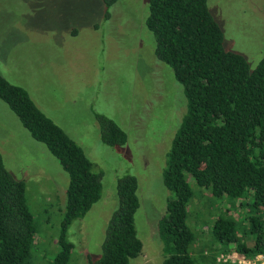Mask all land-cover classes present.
<instances>
[{
  "label": "rangeland",
  "instance_id": "rangeland-1",
  "mask_svg": "<svg viewBox=\"0 0 264 264\" xmlns=\"http://www.w3.org/2000/svg\"><path fill=\"white\" fill-rule=\"evenodd\" d=\"M208 6L223 30L225 49L243 55L255 69L264 58V0H208ZM149 7L150 0H118L111 7L103 0H0L1 76L26 89L102 176L101 199L69 229L75 246L69 264H88V255L101 257L118 207V182L125 175L139 182L135 224L144 244L142 255L130 264H164L159 222L172 194L163 174L187 99L173 68L156 57L155 36L146 25ZM98 114L126 132L125 145L103 143ZM0 151L6 169L26 183L38 229L35 264H53L60 251L69 174L2 100ZM190 183L189 212L196 215L191 221L199 253L203 244L214 245L208 236L214 209L198 185Z\"/></svg>",
  "mask_w": 264,
  "mask_h": 264
},
{
  "label": "trees",
  "instance_id": "trees-1",
  "mask_svg": "<svg viewBox=\"0 0 264 264\" xmlns=\"http://www.w3.org/2000/svg\"><path fill=\"white\" fill-rule=\"evenodd\" d=\"M103 1L111 7L118 0ZM149 8L146 25L155 36L156 57L173 68L187 99L163 174L172 194L159 222L164 264H220L218 256L232 252L255 259L264 254V58L253 69L243 55L225 49L223 30L208 0H150ZM0 100L69 174L60 251L53 262L69 264L75 247L69 229L101 199L102 176L84 149L39 109L29 92L1 74ZM97 119L105 145L127 143L126 132L114 120L101 114ZM191 181L214 209L208 227L214 245L200 244L204 249L199 253L194 249L199 236L191 221L196 215L189 212ZM138 189L135 176L119 179L118 207L108 224L102 255H88V264H130L142 255L144 244L135 224ZM189 215L195 230L188 224ZM37 231L26 183L6 169L0 151V264H35Z\"/></svg>",
  "mask_w": 264,
  "mask_h": 264
},
{
  "label": "built area",
  "instance_id": "built-area-1",
  "mask_svg": "<svg viewBox=\"0 0 264 264\" xmlns=\"http://www.w3.org/2000/svg\"><path fill=\"white\" fill-rule=\"evenodd\" d=\"M220 264H264V254L257 256L255 259H248L245 256L232 252L218 256Z\"/></svg>",
  "mask_w": 264,
  "mask_h": 264
}]
</instances>
